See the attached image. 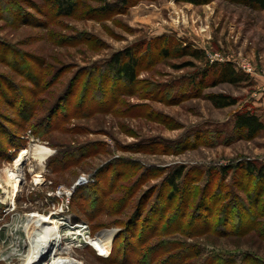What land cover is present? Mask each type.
<instances>
[{"label": "rangeland", "instance_id": "1", "mask_svg": "<svg viewBox=\"0 0 264 264\" xmlns=\"http://www.w3.org/2000/svg\"><path fill=\"white\" fill-rule=\"evenodd\" d=\"M74 1L73 15L58 17L50 0H0V171L28 152L16 185L0 186V264L9 254L23 262L24 217L34 212L91 237L114 231L105 256L62 241L83 264L141 262L150 220L157 229L145 239L156 232V246L183 225L171 240L195 256L188 264H264V215L251 217L264 214V177L244 170L264 167V129L251 138L235 129L247 112L264 124V10L229 0ZM126 52L138 61L131 84L107 73ZM227 67L234 84L222 79ZM217 97L235 104L216 108ZM34 145L49 150L42 164ZM177 170L172 194L166 181Z\"/></svg>", "mask_w": 264, "mask_h": 264}, {"label": "trees", "instance_id": "2", "mask_svg": "<svg viewBox=\"0 0 264 264\" xmlns=\"http://www.w3.org/2000/svg\"><path fill=\"white\" fill-rule=\"evenodd\" d=\"M229 1L239 5H245L248 7L257 8L259 10H264V0H229ZM50 2L55 8L56 11L55 14L58 17L72 16L74 11L76 10L75 8L76 3L74 0H50ZM188 54L193 59L196 60L201 59V57L198 56V53H196L195 51H191V52L188 51ZM137 66H138V61L132 53L130 52H126L124 54L118 53L112 57L110 64L107 66V73H109L116 79L131 84L137 79L138 76L136 71ZM187 66H191V65H185V67ZM238 78H239L238 75H236L229 67L225 68L224 71L222 72V79L231 84L236 83ZM212 103L216 108L223 109L234 105L235 101L227 97H217L213 99ZM51 115L53 114L51 113L48 116V118H50ZM235 129L243 132L245 136L251 138L264 129V124L260 121V119L256 115L247 112L236 116ZM221 170L223 171V173L227 174L229 168L227 169L222 168ZM244 170L248 172L249 175H255L257 179H262L264 177V167L256 168V166L252 164H247L244 166ZM181 178H182L181 170H177L173 172L172 175L168 177L166 182L168 184V187L172 190L173 192L172 194H176L177 192H179L178 186L181 181ZM169 200H173V197L171 195L169 196ZM160 211L162 212L163 209L161 208ZM260 215H264V214H255L254 216L251 217L253 221L256 222L260 217ZM160 217L161 215L157 216V219ZM235 219H236L235 221L240 224V218L235 216ZM155 223L150 220L147 224L143 226L141 225L142 231L139 240L140 243L137 246V250L142 251L143 260L141 262H137L136 264H158L161 261L160 260L161 257H165V259L162 261L164 262L168 258L171 259V256L173 259L181 258L182 259L181 264H186V263L188 264L186 260H193L195 258V256L189 255L188 251L183 252L184 248H182L183 246L181 245L180 247L178 246L179 242L177 240H171V238L175 233L181 232V229L184 228L183 225L182 226L179 225L177 226V228L170 227L171 230L169 232H167L166 229L165 232L163 233L165 242H163L162 245L156 246V244L152 241L155 238H157L156 232L149 238L145 239L146 235L150 234L152 231H154V229H157L156 227L157 224ZM241 225L242 224L238 226L241 227ZM255 228L257 229L256 225ZM172 229H174V232H172ZM169 253L170 255H168ZM192 253L198 255L197 252H192ZM201 259L202 258H199L197 259V261H200ZM231 264H236V262L233 261Z\"/></svg>", "mask_w": 264, "mask_h": 264}, {"label": "bare ground", "instance_id": "3", "mask_svg": "<svg viewBox=\"0 0 264 264\" xmlns=\"http://www.w3.org/2000/svg\"><path fill=\"white\" fill-rule=\"evenodd\" d=\"M32 148V157L34 160H38L39 164H42V160L49 150L38 145H34ZM27 153V151L20 153L15 161L13 170H8V173L0 171V186L10 185V187H13L16 185L17 182L15 181L21 175L19 169H21V165L26 160L25 156ZM82 184L83 182L79 181L75 186L78 187ZM61 220L63 219L58 218L54 214L42 215L34 212L27 216L25 215L23 228L28 240V250L23 256L21 264H83V262L74 257L70 247H60L63 244L62 241H70L67 245L73 244L72 241L77 242V245L89 244L104 256L110 250L114 231H103L95 237H91L88 236L87 229L84 226L76 225V227L70 228L66 225L62 227ZM64 222L66 224L69 223L68 220H64ZM10 255L12 254L5 256V259L9 261L8 264H12L15 259L9 257Z\"/></svg>", "mask_w": 264, "mask_h": 264}, {"label": "built area", "instance_id": "4", "mask_svg": "<svg viewBox=\"0 0 264 264\" xmlns=\"http://www.w3.org/2000/svg\"><path fill=\"white\" fill-rule=\"evenodd\" d=\"M83 183H86V181L84 180Z\"/></svg>", "mask_w": 264, "mask_h": 264}]
</instances>
